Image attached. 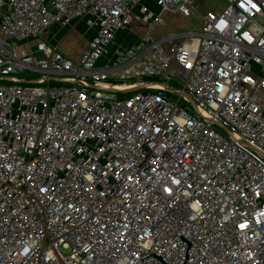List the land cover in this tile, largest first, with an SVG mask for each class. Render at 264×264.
Here are the masks:
<instances>
[{
  "label": "built area",
  "instance_id": "obj_1",
  "mask_svg": "<svg viewBox=\"0 0 264 264\" xmlns=\"http://www.w3.org/2000/svg\"><path fill=\"white\" fill-rule=\"evenodd\" d=\"M153 1L0 0V264H264V0Z\"/></svg>",
  "mask_w": 264,
  "mask_h": 264
},
{
  "label": "rangeland",
  "instance_id": "obj_2",
  "mask_svg": "<svg viewBox=\"0 0 264 264\" xmlns=\"http://www.w3.org/2000/svg\"><path fill=\"white\" fill-rule=\"evenodd\" d=\"M145 3L147 6L153 11L156 12L158 10L157 5L154 3L153 0H145ZM222 0H201L198 3L197 9L202 12L203 10L205 12L207 11H220L222 9ZM163 18L166 22L165 26H158L155 27L152 31L153 35H162L165 33H168L170 31H173L175 29H185L192 24L195 25V27L200 26V20H198V17L191 18V19H184L181 15L174 13V12H164ZM137 14V7L133 10V20H132V27L137 32V34L144 33L146 26L143 23H140V19ZM52 29V27L50 28ZM50 29L45 31L42 36L46 37L47 35H50ZM85 30V26L82 22H78L76 25L72 27H67L63 29V31L60 33V35L57 37L58 41V48L61 51H65L67 55L69 54L70 57L77 58L80 56L81 49L85 44V40L88 39V36L84 35L83 32ZM37 38H29L26 41L21 42L20 45V52H23L24 50H30L32 47H34L35 43L37 42ZM20 77L27 76L28 78H31L36 74L30 75L26 73H18Z\"/></svg>",
  "mask_w": 264,
  "mask_h": 264
},
{
  "label": "crops",
  "instance_id": "obj_3",
  "mask_svg": "<svg viewBox=\"0 0 264 264\" xmlns=\"http://www.w3.org/2000/svg\"><path fill=\"white\" fill-rule=\"evenodd\" d=\"M224 5H225V2H224V0H222V6L224 7ZM51 27H52V29H50ZM51 27L49 28L50 29L49 31L51 32L50 35H47L46 37L50 40V42H53V43H57L58 44L57 37L60 35V33L63 31V29L67 28L68 26H66V27H60L58 25H54V26H51ZM84 33H85V35L87 34L86 32H83V34ZM142 34H137V32L134 30V28L132 26H130L128 29H125V30L121 31L119 33V36L124 41V43H126V44H132V43L136 42L142 36ZM86 42H87V40H85L84 46L86 45Z\"/></svg>",
  "mask_w": 264,
  "mask_h": 264
},
{
  "label": "water",
  "instance_id": "obj_4",
  "mask_svg": "<svg viewBox=\"0 0 264 264\" xmlns=\"http://www.w3.org/2000/svg\"><path fill=\"white\" fill-rule=\"evenodd\" d=\"M136 89H139V87H137V88H132V89H128V90H126V91H132V90H136Z\"/></svg>",
  "mask_w": 264,
  "mask_h": 264
},
{
  "label": "bare ground",
  "instance_id": "obj_5",
  "mask_svg": "<svg viewBox=\"0 0 264 264\" xmlns=\"http://www.w3.org/2000/svg\"><path fill=\"white\" fill-rule=\"evenodd\" d=\"M106 87V86H105Z\"/></svg>",
  "mask_w": 264,
  "mask_h": 264
}]
</instances>
